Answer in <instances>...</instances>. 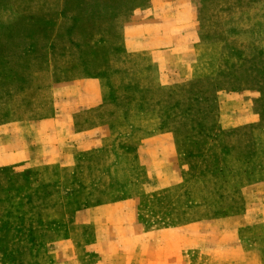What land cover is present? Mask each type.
<instances>
[{
    "label": "rangeland",
    "instance_id": "rangeland-1",
    "mask_svg": "<svg viewBox=\"0 0 264 264\" xmlns=\"http://www.w3.org/2000/svg\"><path fill=\"white\" fill-rule=\"evenodd\" d=\"M262 149L264 0H0V264H264Z\"/></svg>",
    "mask_w": 264,
    "mask_h": 264
},
{
    "label": "crops",
    "instance_id": "crops-1",
    "mask_svg": "<svg viewBox=\"0 0 264 264\" xmlns=\"http://www.w3.org/2000/svg\"><path fill=\"white\" fill-rule=\"evenodd\" d=\"M192 73V72H191ZM123 123L124 124V130H120L117 128V126L119 124ZM121 123H113L112 124V129L111 131H109L106 134H102V135H97L95 134L92 137V140L89 144H86V146H84L82 149V152H86V151H93V152H99L101 153H105V152H113V154H117L123 155L128 157L129 159H133L134 162L136 161V156L134 155V152H130V151H123L121 149V146L119 145V141L120 140H124V142L127 145H130L131 143H134L137 139L134 136V131H136L134 125H133V121L131 118H126L124 120L121 121ZM117 125V126H116ZM155 127L156 123L154 122V126L150 127V129L146 128V133L144 135L143 138H149L151 135H153L155 132ZM264 150V149H262ZM79 153H75L72 151H67L65 152V154L63 156H61L59 158V160H57L56 163H59L61 165V163H63L64 168H72L70 165L72 164V162L75 160H77V156ZM148 164L147 162H139L138 165L140 166L139 168L145 169L148 168ZM62 166V165H61ZM135 166V164H134ZM114 188L117 187V184L114 182ZM138 186V189H137ZM134 187V193L133 191H131ZM255 187H257L256 193L254 194V200H256V206H257V215L258 217L262 218V221H264V180H262L261 184H256ZM143 183L142 181L140 183H137L136 180L134 183H131V181H128V183L124 184L123 186V192L120 190V194L122 197H113L109 200H111L112 202H121V201H130L133 200L134 198H137L138 196H140L143 193ZM106 192H109V190H107ZM105 195L108 193H104ZM118 194V193H117ZM111 206L113 208L114 204H111ZM101 209V207H100ZM100 264H107L105 260H103L102 258L100 259Z\"/></svg>",
    "mask_w": 264,
    "mask_h": 264
}]
</instances>
